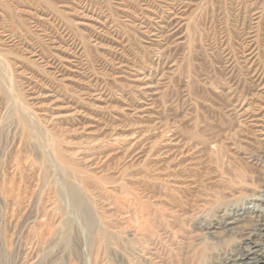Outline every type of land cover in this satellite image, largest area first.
<instances>
[{"label":"rangeland","instance_id":"1","mask_svg":"<svg viewBox=\"0 0 264 264\" xmlns=\"http://www.w3.org/2000/svg\"><path fill=\"white\" fill-rule=\"evenodd\" d=\"M263 211L264 0H0V264H220Z\"/></svg>","mask_w":264,"mask_h":264},{"label":"bare ground","instance_id":"2","mask_svg":"<svg viewBox=\"0 0 264 264\" xmlns=\"http://www.w3.org/2000/svg\"><path fill=\"white\" fill-rule=\"evenodd\" d=\"M262 213H264V211ZM259 218H261V219L257 220L256 224L254 225L255 230L249 231L248 236H247V241L244 240L245 242H243L242 244L236 245L234 247V249H232L230 252L223 254L220 264H264V216L261 215V216H259ZM238 221H239V219H237V218L224 220L223 226L220 228L217 227L218 230H220V231L212 232L211 235L218 237V239L221 238V241L222 240L224 241V238L230 237L231 234L235 233L236 231H238L240 229ZM101 235L100 234H98L97 236L95 235L96 236L95 237L96 244L100 245V246H102L101 244H102V241L104 240V238ZM102 249L103 248L101 247V250ZM122 251H123V249H122ZM98 253H99V251H98ZM114 255H115V257H117V255L115 253H114ZM102 256H103V254H102ZM99 261H101V259H99ZM105 261H107V260H105ZM124 262H126V261H124Z\"/></svg>","mask_w":264,"mask_h":264}]
</instances>
